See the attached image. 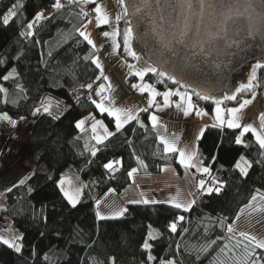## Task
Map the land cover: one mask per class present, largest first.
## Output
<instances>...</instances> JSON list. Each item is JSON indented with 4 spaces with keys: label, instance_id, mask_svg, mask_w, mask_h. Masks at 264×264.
<instances>
[{
    "label": "trees",
    "instance_id": "trees-1",
    "mask_svg": "<svg viewBox=\"0 0 264 264\" xmlns=\"http://www.w3.org/2000/svg\"><path fill=\"white\" fill-rule=\"evenodd\" d=\"M17 2L0 0V17ZM19 2L23 8L17 17L8 26L0 22V60L4 61L0 64V76L13 68L17 73L7 82L0 79V85L9 91L7 104L0 94V114L7 112L17 121L21 116L25 117L23 120L31 119L23 161L29 168L26 177L31 176V179L26 180L25 185L12 186V191H6L1 199L0 214L23 236V248L21 253H16L0 244V264H110V258H115L116 264H145L147 253L141 244L149 225L158 231L157 238L149 241L153 245L152 254L158 257L153 264H159L161 259L174 260L176 264H211L218 246L229 243L227 236L231 235L226 227L221 228L220 219L226 217L225 225H232L257 190L264 193V155L252 136H244V142L250 145L245 148L235 143L239 131L205 128L203 137L197 140V156L202 166L210 168L209 177H216L224 186L219 194L194 192L196 203L190 211L164 203L139 204L128 208L122 218L97 219L94 202L109 190L121 193L128 184L126 175H111L104 167L106 163L130 154L139 175H155L164 167H174L179 173L183 169L176 153H164L147 111L140 114L138 121L116 132L114 119L100 113L92 103L96 100L95 89L103 79L99 69L91 63L96 50L75 31L89 17H79L80 9L73 4L57 11L52 7L55 0ZM45 10L49 14L36 23L32 29L34 35L22 36L21 32L27 31L26 24L37 12ZM124 27L125 21L121 20V32ZM118 41L122 46V37H118ZM85 56L90 59L86 61ZM257 77L259 87L255 91H262L264 69L257 70ZM144 79L159 90L179 86L152 73H147ZM160 79L164 82L158 83ZM89 83L93 84L91 91L80 87ZM18 86L24 89L23 94H18ZM188 90L191 93L192 89ZM21 95L25 98L21 99ZM250 95L247 91L238 94L231 105ZM192 99L197 107L212 113L211 100H199L194 95ZM13 100L16 103H12ZM41 102L52 104L53 115L43 110L32 115L35 108L41 107ZM89 114L100 117L114 133L102 144L91 140L89 132L81 133L75 127L77 120ZM54 116L59 118L54 119ZM93 147L98 149L95 156L91 155ZM240 156L252 163L247 176H242L235 168ZM137 159L146 167H141ZM69 167L86 185L76 207L67 202L58 186L62 172ZM180 215L185 219L178 223L177 232L173 234L168 225ZM185 228L187 232L183 231ZM218 236L221 239L217 245L196 260L195 250ZM238 238L240 236L235 235L231 243ZM177 243L181 247L180 254H176ZM257 252L264 250L257 249Z\"/></svg>",
    "mask_w": 264,
    "mask_h": 264
},
{
    "label": "snow or ice",
    "instance_id": "snow-or-ice-1",
    "mask_svg": "<svg viewBox=\"0 0 264 264\" xmlns=\"http://www.w3.org/2000/svg\"><path fill=\"white\" fill-rule=\"evenodd\" d=\"M70 4L77 5L80 8V11L77 13L79 17L88 18L90 13L85 11V7L88 5H95L91 9V12L95 14V25L100 27L102 25H109L111 23L109 13L104 9V7L97 3L96 0H68ZM118 3L121 5L123 11L120 15L115 16L116 26L113 28V31H104L102 35L104 37H110L112 40L113 51L120 49L121 43L118 42L117 37H122V46L123 51L127 55L131 56L133 59L139 60L140 57L137 56L136 52L132 50V42L134 39H138L142 43H147L149 40H154L158 45L157 51L160 53L161 59L159 63H167V60L163 59L164 53H170L173 56H177L179 59L187 60V57H181L180 53L177 52L175 45H181L183 48H187L193 54H196L197 50L200 53L206 51L205 45H210L217 53L227 54L228 50L233 47H240L243 43V39L240 37L243 35L247 37H255L256 35L264 36V0H259L258 3L255 0H169V2L164 6L169 10V16L166 18L161 14L159 17V23L156 22L153 18L152 23L148 31H137L133 27V22L131 19H128L131 10V16L136 17L144 12L145 9H150L152 4L150 0H139V3L136 0H132L127 6L126 0H118ZM54 9L59 11L64 7L61 3V0H55L52 5ZM156 7L162 9L160 0H156ZM23 8V4L19 2L13 4V6L0 17V22L3 26H8L10 21L17 17L18 11ZM174 14V15H173ZM42 19H46L44 12H37L32 21L26 24L27 31L21 32L22 36L31 37L34 35L32 29L35 27L36 23ZM142 19V17H140ZM121 20L125 21V27L121 32L119 28V22ZM207 21V23H205ZM140 21L138 20L137 23ZM92 19H87V22H82L80 27L76 28L75 31L79 37H82L88 45H91L95 49L96 45L91 39V34L86 31L89 24H92ZM167 24V28L164 25ZM208 25H212V28H209ZM214 29V30H212ZM203 37H207L206 39ZM39 43V41H36ZM170 58V57H169ZM84 59L87 61L90 59L89 56H85ZM4 61L0 60V64H3ZM91 63L96 66L97 69H100V77L104 81H108L109 78L104 76L103 67L99 62L98 58H91ZM179 66V65H178ZM130 69L134 68V65H128ZM264 69V63H256L252 72L246 83L241 84L239 88L235 90V94L224 95L223 99L215 98L208 91L192 89L191 93L189 92V85L182 83L176 76L171 73L161 70L159 67H154L151 64L146 68L134 72V75L138 76L141 81L144 80V77L147 73H152L159 78H164L170 80L172 84L179 85L180 89L184 91L172 90L169 89L163 93L158 92L152 85L149 84H133L132 87L138 88L141 93L147 92L149 98L147 100V108L138 109L134 112L132 109H123L114 107L115 101L111 100L104 93L111 89V84L108 83L107 87L105 84L99 85L95 90V95L100 97L99 101L92 100V103L95 104L96 109L100 113H107V115L114 119L115 131L120 132L123 126L133 120L138 121V113L146 112L149 108L156 107L158 110L161 109V105L156 103V98L158 96L163 97V107L168 108L175 103V107L183 112L184 116H189L193 111L197 116H207L208 113L204 112L203 109L197 108L196 105L192 102V96H196L199 100L208 101L211 100L215 104L214 115L212 117L213 123L206 127L211 128H220V129H240V134L236 136L235 143L237 145L243 144L245 148L250 147L249 144L244 143L242 137L245 134L251 133L254 137L255 144L259 146L261 155H264V113H261L259 116V128L254 127L252 123L242 124L241 123V113L246 108V106L252 103V100L255 99L256 92L255 89L259 87L257 83V70ZM16 69H12L7 74L0 76V79L7 82L11 77L16 76ZM100 77H97L99 79ZM164 79L158 80V83H163ZM19 87V86H18ZM81 88L86 87L88 90H93V84L89 83L86 86L81 85ZM252 93V99H244L242 102L238 101V107H222L221 105L225 100L236 101L237 96L243 92ZM24 89L19 87V93L23 94ZM0 94H3V102H9V91L3 85H0ZM172 97H179V100L173 102ZM21 99L25 98L23 95L20 96ZM91 99V97H89ZM79 100V96H77ZM105 101L108 103L106 104ZM12 103H16L15 100ZM59 108V105H57ZM52 104L41 102L40 108H35L32 112L33 116H36L43 110V112L53 115ZM54 119H58V116H54ZM21 120L25 117L21 116ZM152 122L153 128H156L158 125V117L153 114L149 117ZM91 124V140H95L96 144H102L109 137L113 136L114 133L109 131L108 127L103 123V121L92 117ZM0 122H6L12 128H16L18 121L13 119L7 112L0 114ZM85 120L80 119L75 122V127L84 133L87 129L84 127ZM143 127V124H141ZM205 128H201L196 137L197 140L203 137ZM102 129V133L98 131ZM79 139V137H77ZM158 139L164 145V153H178V162L186 170L189 168H195L197 172L202 174L211 175V170L207 166H201L202 161H196L197 149L193 146L191 149H179L176 146V139L167 138L163 135H158ZM86 145L88 141L85 142ZM98 149L92 148L91 155L95 156ZM119 161L109 162L104 165V167L110 171H115L114 164H119ZM137 163L141 167H146L143 161L137 159ZM252 167V163L246 159L244 156L235 162V168L239 170V173L242 176L248 175V169ZM138 171L137 168H133L128 172V176L132 177L134 173ZM31 179V176L25 177L24 179L19 180V185H25L26 180ZM19 185H13L17 187ZM67 185V187L65 186ZM215 186V187H214ZM223 183L220 182L216 177H212L211 183L206 187V182L204 179H200L197 183L198 192L203 195L207 193L211 195L213 192L219 194L223 188ZM59 187L61 192L64 195V198L72 206L76 207L80 201V197L83 194L84 187L86 185L80 184L76 185L68 178H61L59 180ZM8 192L12 191V188L7 189ZM31 192V188L28 189ZM193 196V199L187 203L180 202L176 198H172L168 201H159V200H134L129 203L133 204H161L168 203L173 208L188 212L191 210L192 206L196 203V193H190ZM264 193H260L257 190V194L251 197V201L245 206L247 209H250L249 215L254 212H264ZM100 202L97 201V209H99ZM128 211L127 208H120L109 216H105L100 213L99 210L96 212V216L99 220H108V219H118L122 218L124 214ZM243 212V210H241ZM185 217L180 215L174 218L173 222L168 225V228L171 233L175 234L177 232V225L179 222L184 221ZM226 217L220 219L221 228L226 227L227 233L231 234L227 236L229 243H224L222 246H218V252L214 257L211 264H264V252L258 253L257 249L264 250V239H257L255 236L248 233L241 232L239 234L240 238L235 240V243H231L235 236V229L232 225H225ZM236 219H239L237 217ZM149 230L147 236L141 244L142 250L147 253L145 264H153L154 261H157L158 257L152 254L153 245L149 241H154L157 238V233H155L151 225L148 226ZM184 232H187L188 229H183ZM221 237L216 239L209 240L205 245L197 248L195 259L199 260L201 255L207 254L214 245H217V241ZM23 240V236L13 235L11 238H5L0 236V244L6 245L9 249H13L16 253H21L23 245L20 241ZM181 247L180 244H176V254H180ZM231 253V255H229ZM191 254V253H190ZM102 264V262H101ZM110 264H116L115 258H110ZM159 264H176V261L170 259H161Z\"/></svg>",
    "mask_w": 264,
    "mask_h": 264
},
{
    "label": "rangeland",
    "instance_id": "rangeland-1",
    "mask_svg": "<svg viewBox=\"0 0 264 264\" xmlns=\"http://www.w3.org/2000/svg\"><path fill=\"white\" fill-rule=\"evenodd\" d=\"M91 19L93 20V18ZM92 24L88 25L86 31H88L91 34V39L94 41V43L96 42L99 36L101 37V41H104V39H106V42L105 43L103 42V44L106 47L105 51H108V53L105 54L101 52V54L102 57L108 62V64L114 69L115 72L114 75L117 76L116 78L117 81L115 82L112 78H109L108 81L104 82L106 87L108 83H110L112 86L110 90L104 93V95L108 96L111 100L115 101L114 107L138 110L139 104L144 103V100L142 101L141 99H139V96L143 94H141L138 88L134 89L132 85L150 84V83H148L145 80L141 81L138 76L134 75V72L146 68L148 65H150V63L145 59L137 39H134L132 42V50L135 51L137 56L140 57L139 60L133 59L131 56L127 55V53L123 51V46H121L120 49L114 52L113 46L110 44V39H109L110 37H104L102 35L104 31H108L107 29H105L101 33V35L93 36L92 31L95 27ZM99 32L100 31L96 32V34H98ZM256 63L257 62L254 61L250 62L248 66L242 69L241 73L235 74L233 76L231 90H228L224 93L216 94L214 97L218 99H223L224 95L235 94V90L239 88L241 84L247 82L252 72V68ZM128 65H134L135 67L130 69ZM130 77H132L134 80L130 81L129 80ZM99 85H101V83ZM99 85L97 86V88L99 87ZM134 94L138 96L137 100L139 102L135 100ZM94 96L96 97V101L100 100V97L96 96L95 92H94ZM245 98L247 99V97ZM105 103L107 104L108 102L105 101ZM214 108H215V104H214ZM92 117H95L96 119L103 121L100 117H97L95 114H89L84 118H82L85 120L84 127L87 129V133L89 132L90 137L92 135L90 131L91 124L93 122ZM103 123L105 124L104 121ZM30 124H31V119L20 120L18 121L17 127L12 128L6 122H0V207H2L1 199L3 197V194L7 191V189L19 183V180L24 179L28 174L29 168L24 165L23 161H24V154L26 151L25 140L30 128ZM98 131L102 133L103 130L99 129ZM93 141L95 142V140ZM200 174L202 173H196L195 175H193L192 181L188 183L189 188L191 190L193 189V191L197 190L198 181L200 179H203L205 176H207L206 174H202V175ZM65 177L70 179L73 182V184L84 185L83 180L80 177L79 178L76 177L75 174L72 173L65 174L61 178H65ZM208 178L211 179L212 177L210 176ZM207 181H205L206 185L208 183ZM163 182H165V184L170 185L173 182V179L165 178ZM65 186L67 187V185ZM159 197H162V195L161 194L152 195L151 200L153 199L159 201L170 200V198L163 199ZM125 199H126L125 196L120 197L113 190H109L107 193H105L102 197L98 198L94 202L95 213L97 212V210H99L101 214L105 216H109L115 211L119 210L120 208L128 209L132 207L127 203ZM188 200L190 201L191 199L189 198ZM97 201L100 202L99 209H97ZM180 202L187 203V199L184 197L180 200ZM164 204H168V203H164ZM242 210L243 212L240 211L238 214L239 219H236L235 222L232 224V226L235 229V235L239 236L241 232H244L255 236L257 239H264V212H254L251 215H249V212L251 211L250 209L244 207ZM152 230L158 234V231L155 228H152ZM13 235L20 236V233L13 227L10 220L6 216L0 214V236H4L5 238H11Z\"/></svg>",
    "mask_w": 264,
    "mask_h": 264
},
{
    "label": "crops",
    "instance_id": "crops-1",
    "mask_svg": "<svg viewBox=\"0 0 264 264\" xmlns=\"http://www.w3.org/2000/svg\"><path fill=\"white\" fill-rule=\"evenodd\" d=\"M96 2L101 4L104 7V9L109 13L111 23L109 25H102L100 27H96L95 19H94L95 14L93 12H91L92 16L89 17V19L93 18V24L92 25L95 27L92 31L93 36L101 35V33L105 29H107L110 32H111V30L113 31V28L116 26L115 16L120 15L123 11L121 5L118 3V0H96ZM94 7H95V5H88L85 8L89 9L91 11V9ZM43 12H44L45 17L49 14L48 10H45ZM95 29H99L100 32L98 34H96L94 32ZM109 39H110V44L112 45V43H111L112 40H111V38H109ZM117 40H118V37H117ZM103 42L105 43L106 39H104V41H101V37L99 36L95 42L96 55L94 58L99 59V62L103 67L104 76H107L108 78H112L115 82V81H117V79H116L117 76L114 75L115 74L114 69L108 64V62L102 57V54H101V52L105 53V54L108 53V51H105L106 47L104 46ZM99 71H100V69H99ZM104 82L105 81L102 80L101 84H104ZM149 85H152V84H149ZM153 87L158 92H161V93L169 90V89L159 90L155 86H153ZM170 89H172V90L179 89L180 91H184V89H180L179 86H177L175 88H170ZM255 92H256L255 99L252 100V103L250 105L246 106V108L241 113V117H242L241 123L242 124L252 123L254 127L259 128V123H260L259 122V116L261 113H264V89L262 91H255ZM141 94H145L146 99L144 100L143 104H141V103L139 104V109L147 108V100L149 98V94L147 92H144ZM250 96L247 97V99H252V96L251 97ZM137 97L138 96L134 94L135 100L137 102H139L137 100ZM244 99H246V98H244ZM244 99L242 98L239 102H242ZM171 100L173 102H176L179 100V97H172ZM192 102L195 105L193 99H192ZM156 103L161 105V109L158 110L156 107H152V108H149L147 112L149 113V117L153 114H155L158 117V125L156 128H154L157 132V135H163V136L170 138V139L174 137L176 139V142H177L176 146L179 149H191L193 146H195V148L197 149L196 137L199 133V130L201 128H205L206 125H211L213 123L212 117L214 115V109L215 108L213 109L212 113L207 112L208 113L207 116H197L195 114V111H193L189 116L186 117L183 115V112L181 110H179L175 107V103H173V105L171 107L164 108L162 96H158L156 98ZM230 103L231 102L229 100H225L221 106L222 107H238V102L235 105H231ZM133 111L136 112L137 109L133 110ZM204 112H206V111H204ZM141 113L142 112L138 113V118H139V115ZM151 125H152V122H151ZM230 130H237V131H239V134L241 131L240 129H230ZM248 134L251 135V133H248ZM244 136L242 137L243 140H244ZM252 138L254 140V137H252ZM240 146H243V144H241ZM163 147H164V145H163ZM176 155H177V159H178V153H176ZM115 161H119L120 163L114 164V168L116 169L115 171L109 170L111 175L115 176V175H120V174L123 175L124 174L128 178L127 186L124 188V190L121 193H119V194L117 193V194L120 197L125 196V198H126L125 200L132 207L138 206L139 204L129 203L130 201L141 200L142 198L151 200V196L156 195V194L162 195V197H159V198H163V199H165V198L166 199L167 198H170V199L176 198L179 201L185 197L187 199V202H188L189 198L191 200L193 199V196L190 195V193H194L197 191V190L193 191V189L191 190L188 186V183H190V181H192V179H193V175H195L196 173H199L196 171L195 168H189L186 170L181 165L183 170L181 173H179V171L174 167H164V168H162L160 173L155 174V175H139L136 172L133 174L132 177H129L128 172L131 171L133 168H135V163H134L132 156L129 154L125 158L120 157V158L113 160L111 162H115ZM196 161H200L198 156H196ZM71 173L75 174V176L78 178L80 177L77 173H75L73 171L72 168L69 167L62 172L60 178L65 174H71ZM200 175H202V174H200ZM165 178L173 179V182L170 185L165 184V182H163V180ZM163 185H166V186H163ZM58 186H59V181H58ZM59 189H60V187H59ZM81 197H82V195H81ZM81 197H80V199H81Z\"/></svg>",
    "mask_w": 264,
    "mask_h": 264
},
{
    "label": "water",
    "instance_id": "water-1",
    "mask_svg": "<svg viewBox=\"0 0 264 264\" xmlns=\"http://www.w3.org/2000/svg\"><path fill=\"white\" fill-rule=\"evenodd\" d=\"M131 2L132 0H126L125 6ZM136 2L139 3V0H136ZM150 2L152 7L145 9L139 16H131L130 10L128 19L132 20L133 27L138 31L139 29L145 32L148 31L153 18L159 23L161 10L166 18H171L169 10L164 7L169 0H160L162 9L156 7V0H150ZM255 2L258 3L259 0H255ZM138 20L140 21L139 23H137ZM164 27L167 28V24ZM208 27L212 28V25H208ZM203 38L206 39L207 37ZM240 39H243L241 46L233 47L228 50L227 54L217 53L210 45H205L206 51L204 53H200L197 50L196 54L181 45H175L180 56L187 57V60L179 59L170 53H164L163 59L167 60V63L162 65L159 63L161 56L157 51L158 45L154 40H149L147 43H142L138 39L137 41L145 59L152 66L171 73L182 83L189 85L191 89L208 91L215 96L231 90L233 76L241 73L242 69L248 66L250 62L264 63V36L258 34L255 37H247L242 34ZM196 83L200 85L195 87L194 84ZM212 87H215V89H212ZM217 87L220 89L216 90Z\"/></svg>",
    "mask_w": 264,
    "mask_h": 264
},
{
    "label": "built area",
    "instance_id": "built-area-1",
    "mask_svg": "<svg viewBox=\"0 0 264 264\" xmlns=\"http://www.w3.org/2000/svg\"><path fill=\"white\" fill-rule=\"evenodd\" d=\"M61 3H62L63 5H65V6H70V5H72V4H70V3L68 2V0H61ZM78 8H79V6H78ZM79 9H80V8H79ZM85 11H89V13H90L89 17L92 16V13H91V11H90L89 9H86V8H85ZM98 31H100V30H99V29H95V33L98 32ZM129 80H130V81H133L134 79H133L132 77H130ZM139 99H141L142 101L145 100V99H146V95H145V94L140 95V96H139ZM208 177H209V176H208ZM208 177L205 176L203 179H204L205 181H207V178H208ZM207 182H208V183H207L206 186H208V185L211 183V179L208 178V181H207Z\"/></svg>",
    "mask_w": 264,
    "mask_h": 264
},
{
    "label": "bare ground",
    "instance_id": "bare-ground-1",
    "mask_svg": "<svg viewBox=\"0 0 264 264\" xmlns=\"http://www.w3.org/2000/svg\"><path fill=\"white\" fill-rule=\"evenodd\" d=\"M212 89H215V87H212Z\"/></svg>",
    "mask_w": 264,
    "mask_h": 264
}]
</instances>
